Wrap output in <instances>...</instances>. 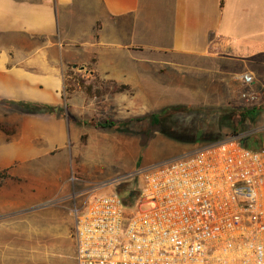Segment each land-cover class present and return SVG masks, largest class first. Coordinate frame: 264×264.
Instances as JSON below:
<instances>
[{"label":"crops","instance_id":"1","mask_svg":"<svg viewBox=\"0 0 264 264\" xmlns=\"http://www.w3.org/2000/svg\"><path fill=\"white\" fill-rule=\"evenodd\" d=\"M120 56L138 68L167 57L177 77L224 85L264 79V0H0V125L16 131L8 143L0 132V171L68 143L67 68L95 58L113 69ZM26 104L52 113L18 111ZM30 196L0 188V264H76L74 237L34 226L47 215L30 212Z\"/></svg>","mask_w":264,"mask_h":264},{"label":"rangeland","instance_id":"2","mask_svg":"<svg viewBox=\"0 0 264 264\" xmlns=\"http://www.w3.org/2000/svg\"><path fill=\"white\" fill-rule=\"evenodd\" d=\"M155 58L141 68L121 56L113 69L100 66L95 58L86 66L67 68L63 111L70 122L68 143L0 171L11 177L3 187L31 195L30 212L47 215L33 221L43 232L48 230L50 238L63 229L73 239L74 208L95 197L135 192L145 168L192 156L208 144L177 141L174 135L191 132L192 139L212 135L225 141L233 137L231 131L220 130L214 121L225 113H234L238 121L240 113L256 109L255 120H245L239 138L253 136L264 143V79L243 86L239 79H228L227 85L217 79H188L183 71L177 77L167 57ZM247 93L256 100L244 101L241 96ZM144 115L163 120V130L146 147L141 135L147 123L135 121ZM105 119L117 123L115 133L97 129ZM12 129L8 134L0 131L6 137L3 142L16 134Z\"/></svg>","mask_w":264,"mask_h":264},{"label":"built area","instance_id":"3","mask_svg":"<svg viewBox=\"0 0 264 264\" xmlns=\"http://www.w3.org/2000/svg\"><path fill=\"white\" fill-rule=\"evenodd\" d=\"M141 178L132 210L109 195L71 211L76 264H264V145L232 137Z\"/></svg>","mask_w":264,"mask_h":264},{"label":"trees","instance_id":"4","mask_svg":"<svg viewBox=\"0 0 264 264\" xmlns=\"http://www.w3.org/2000/svg\"><path fill=\"white\" fill-rule=\"evenodd\" d=\"M226 0H220V8L224 7ZM18 111L25 113V114H51L52 109L48 106L44 105H37V104H26V105H18L17 106ZM180 107H175L174 110H178ZM244 111V110H243ZM257 115L256 109L253 110H246L243 113H240L238 115V121H236V117L234 113H225L222 116L218 117L214 122L218 126L220 130L227 128L231 131V134L233 137L238 138L239 144L243 147L250 149V150H258L264 143L258 138H255L253 136H246L241 137L243 134L244 129V122L245 120L249 119L250 121H254L255 117ZM135 121H143L147 123V128L144 130V132L141 135L142 139V147H146L148 142L154 138L156 133H159L161 130H163V120L156 115H144L143 117L139 119H135ZM117 123L110 119H105L97 123V129L106 134H113L116 131ZM0 131L4 132L5 134H8L10 131H13L12 128L6 127L4 125H0ZM193 133H184L183 135H174V139L177 141H186L190 142L189 144H193L196 142H206L208 143L206 146L218 144L221 141L220 136H212V135H202L201 138L192 139L189 136H192ZM184 138V137H187ZM11 177L7 174V172H1L0 173V188L3 187V185L10 179ZM125 208L127 210H132L135 207V204L138 199V192H131L127 193L124 196L118 195Z\"/></svg>","mask_w":264,"mask_h":264}]
</instances>
